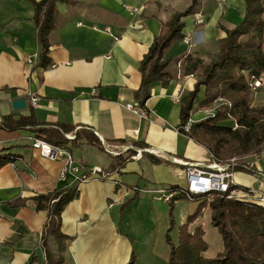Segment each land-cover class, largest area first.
Returning a JSON list of instances; mask_svg holds the SVG:
<instances>
[{
    "label": "crops",
    "instance_id": "crops-1",
    "mask_svg": "<svg viewBox=\"0 0 264 264\" xmlns=\"http://www.w3.org/2000/svg\"><path fill=\"white\" fill-rule=\"evenodd\" d=\"M190 5L191 0L58 2L50 34V64L42 69L37 66L41 48L31 4L28 0H0V122L8 115L18 119L32 112L36 121L46 126L90 131L103 148L85 138L64 146L79 167L88 172L100 169L108 176L100 180L90 175L82 181L78 199L61 215L60 230L71 239L64 253L65 264H128L135 245L144 241L140 239L144 228L141 213L144 222L147 215L151 221L162 217L150 206L153 199L147 191L184 187L182 163L205 164L209 159V155L202 156L203 147L177 132L180 104L193 90L198 72L186 75L191 62L184 58L199 59L203 64L216 54L225 37L224 29L241 21L243 0H225L223 6L220 0L200 3L198 13L206 19L202 26L193 25L196 14L184 17L182 34L193 47L188 49L179 41L181 51L175 52L179 48L176 43L165 55L166 59L181 60L173 66L176 77L151 87V97L144 107L147 119H139L124 108L135 101L134 93L141 84L140 62L163 24ZM262 90L264 85L256 93ZM27 93L38 97L36 108L30 106ZM19 99L25 101V107L15 110L12 104ZM34 139L30 130L15 134L0 130V149L10 148L17 156L14 163L0 169V264H43L41 241L48 216L46 211L35 210L31 198L69 189L77 182L72 173L60 178L63 162L41 157L32 148ZM138 142L147 149L137 150L123 168L110 172L114 158L103 143L119 147L118 153L123 154ZM144 153L171 164H152ZM248 161L255 174L234 173L235 183L264 196V152ZM17 200H24V206L13 207ZM197 208L190 209L180 225ZM207 225L211 226L210 214L198 213L188 230L202 228L207 244L203 257L210 259L222 251L223 244L210 254ZM143 244L142 250L146 246L151 255L156 252L153 245ZM167 249L164 264L169 256Z\"/></svg>",
    "mask_w": 264,
    "mask_h": 264
},
{
    "label": "trees",
    "instance_id": "trees-1",
    "mask_svg": "<svg viewBox=\"0 0 264 264\" xmlns=\"http://www.w3.org/2000/svg\"><path fill=\"white\" fill-rule=\"evenodd\" d=\"M77 0H28L33 8V21L38 29V43L40 54L38 67L45 69L50 64L49 48L50 34L58 15L55 4H73ZM244 15L238 25L231 29H224L225 37L219 42V51L215 59L204 66L199 59L185 57L190 63L186 75H194L199 69L201 78L196 80L189 96L182 100L179 109V125L177 132L189 138L208 151L209 159L206 165L223 162L221 158L247 157L258 154L264 147V105L252 106V90L249 86L252 78H260L264 74V0H243ZM199 0H191V5L184 11L175 13L169 21L163 24L161 33L144 55L139 65L141 84L135 91V101L141 107L151 97V87L156 83L166 84L177 75L172 66L181 60L165 59L167 50L184 38L182 31L184 17L199 12ZM201 87L203 99L200 107H206L217 99L228 102L223 110L215 112L213 117L190 124L186 130L193 105ZM231 121L230 126L225 122ZM0 130L15 134L20 130H30L35 139H41L54 146L64 147L68 142L78 139L85 140L102 149L99 141L90 131L81 129L74 131L68 126H46L39 123L31 112L28 116H5L0 122ZM71 134L72 140L66 138ZM147 147L138 142L133 148L123 154L113 156L114 161L109 171H118L136 155L137 150ZM146 154V153H144ZM152 164H171L161 160L153 154H146ZM17 156L10 148L0 149V169L9 163H14ZM107 172V173H110ZM254 173L253 169L245 170L241 166L235 168L234 173ZM86 173L85 177H89ZM80 178L69 189L39 194L33 198L36 211H46L48 222L44 227L41 246L45 254L43 264H65L64 253L71 240L61 230V215L65 208L79 197ZM176 186L170 189H175ZM184 199L179 195L171 202ZM210 207V223L221 236L223 249L214 258L207 259L203 254L207 244L203 239L201 227L189 232V225L197 218L200 207L207 197H195L198 208L188 216L184 224L178 227L176 244L170 238L171 227L166 233L169 256L166 264H264V204L246 199H227L226 195L214 194ZM24 200L12 203L13 207L24 206ZM128 264H135L134 254Z\"/></svg>",
    "mask_w": 264,
    "mask_h": 264
},
{
    "label": "built area",
    "instance_id": "built-area-1",
    "mask_svg": "<svg viewBox=\"0 0 264 264\" xmlns=\"http://www.w3.org/2000/svg\"><path fill=\"white\" fill-rule=\"evenodd\" d=\"M203 4L206 0H199ZM220 4L223 6L225 0H220ZM206 23L205 17L200 13L194 16L193 25L202 26ZM181 42L187 46L188 49L193 47L191 40L184 37ZM28 64L32 63V60L27 61ZM264 85V74L260 78H252L250 80V88L252 91H256ZM29 103L32 108L38 106V97L35 94L27 93ZM124 108L132 115L139 119H147L148 113L145 108L141 107L137 101L130 104H126ZM193 121L189 119L185 129L187 130ZM68 140H72V136H66ZM105 151L113 156L118 155L119 147L106 146L103 143ZM32 148L37 150L41 157L51 161L63 162L64 166L60 172V178H64L67 174L72 173L77 176V181L83 178V181L88 177H85L86 173L95 175L98 179H106L108 176L100 169H94L92 171H86L79 167L73 160L71 154L62 146L51 145L41 139H34L32 142ZM118 149V150H117ZM250 157H233L227 162H214L210 165L195 164V163H182L185 168V186L175 189H156L149 190L153 200L156 202L171 203L179 195H182L189 201H194L195 197H207L212 198L214 194L226 195L227 199H246L248 201H257L264 204V196L251 194V191H246L245 188L239 187L235 183L234 170L238 166H241L245 170L253 169V165L248 161ZM257 158V157H256Z\"/></svg>",
    "mask_w": 264,
    "mask_h": 264
},
{
    "label": "rangeland",
    "instance_id": "rangeland-1",
    "mask_svg": "<svg viewBox=\"0 0 264 264\" xmlns=\"http://www.w3.org/2000/svg\"><path fill=\"white\" fill-rule=\"evenodd\" d=\"M177 45L179 48L175 49V52L179 53V51H181L182 47L178 42H177ZM183 49H184V47H183ZM217 53L212 54L210 57H208V59L204 60L203 65L204 66L209 65L215 59ZM172 68H173V66H172ZM201 73H202V71L199 69L197 74L195 75V82H196V80H199L201 78L200 77ZM262 87H260V88H262ZM200 89H201V91H200L197 99L194 102L193 110H192L191 115H190V120H192L193 123L199 122L200 120L206 119L208 117H213L216 111L223 110V108L226 105H228L227 100L217 99L206 107H200L199 102L203 99L204 88L201 87ZM259 89L251 92V94H252V106L253 107H260V106L264 105V90H262L260 93H256ZM188 96H189V93H187L185 95L184 99L187 98ZM224 124L227 126H230L232 124V122L228 121V122H225ZM69 136H71V135H69ZM263 152H264V147H263L262 151L259 152L258 154H255L253 156H248V157H250V158H248V160H251V159L253 160L254 158L263 154ZM205 155L208 156L209 154H208V151L204 148L202 156H205ZM229 159H231V158H228V159L225 157L221 158V160L223 162H227ZM246 191H251V194L253 196H256L251 189L246 188ZM151 199H153V196ZM212 201H213V199L210 198V199L206 200V202L204 201V203H202L200 210H199L200 216H203V214H205V213L211 214L209 204ZM152 202L153 203H150V206L153 205L157 214L158 215L162 214V217L159 216L158 220H156L153 217V219L151 221L149 216L147 215L148 221L144 222L143 221L144 214L141 213L142 225L145 229H147V232L142 227L143 228V234L140 232V239H143L144 241L141 242L139 240V243L135 245V254H134L135 264H138V263H140V264H164L165 256H167V253H168L167 252L168 251V249H167L168 245L166 242L167 229L169 227H171L170 238H171L172 243L176 244V242H177V231H178V227L180 226V223L182 221V217L184 215H186V213H188V211L190 209L192 210V208H196V206L198 205V201H192V200L189 201L186 198L175 201L174 202L175 205L172 207L170 206V204L156 203L153 200H152ZM149 210H151V207H149ZM199 222H208V221H205V220L200 221L199 220ZM156 224H157V227H156ZM153 226H154V228H153ZM206 230H207V233H206L207 242H208V245L210 244L211 245L210 247L212 248V250H210V254H211V253L215 252V250L217 248L222 246V239H221V236H220L218 230L215 229L214 227L207 225ZM189 232L192 233L193 231L189 230ZM143 243H146V245L149 246L150 248L153 245V248L155 249L156 252L153 255H151L150 252H147L148 247H146V246H145V250H142V245H144ZM137 252H140L141 254L139 255V253L137 254Z\"/></svg>",
    "mask_w": 264,
    "mask_h": 264
},
{
    "label": "water",
    "instance_id": "water-1",
    "mask_svg": "<svg viewBox=\"0 0 264 264\" xmlns=\"http://www.w3.org/2000/svg\"><path fill=\"white\" fill-rule=\"evenodd\" d=\"M12 107L15 110L23 109L25 107V101L22 99L16 100L13 102Z\"/></svg>",
    "mask_w": 264,
    "mask_h": 264
}]
</instances>
